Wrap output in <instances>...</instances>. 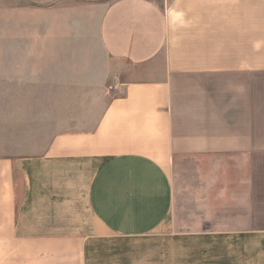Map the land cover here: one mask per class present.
Listing matches in <instances>:
<instances>
[{
    "label": "crops",
    "instance_id": "obj_1",
    "mask_svg": "<svg viewBox=\"0 0 264 264\" xmlns=\"http://www.w3.org/2000/svg\"><path fill=\"white\" fill-rule=\"evenodd\" d=\"M7 10L0 264H264V0Z\"/></svg>",
    "mask_w": 264,
    "mask_h": 264
},
{
    "label": "rangeland",
    "instance_id": "obj_2",
    "mask_svg": "<svg viewBox=\"0 0 264 264\" xmlns=\"http://www.w3.org/2000/svg\"><path fill=\"white\" fill-rule=\"evenodd\" d=\"M13 4L15 0H12ZM29 2H33V4L35 6H43L47 4V1L50 0H28ZM97 1H106V0H97ZM107 1H113V0H107ZM8 4H9V0H0V5L2 7V9L0 10V31L3 32V36L4 34H8V25H9V16L8 14ZM0 32V34L2 33ZM11 50V44L9 42H3L0 43V50ZM8 61L7 63L11 62V60H5Z\"/></svg>",
    "mask_w": 264,
    "mask_h": 264
}]
</instances>
